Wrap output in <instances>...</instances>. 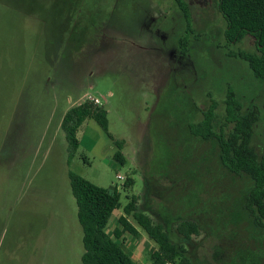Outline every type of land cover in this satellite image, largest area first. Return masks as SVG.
Here are the masks:
<instances>
[{
  "label": "rangeland",
  "instance_id": "374dc122",
  "mask_svg": "<svg viewBox=\"0 0 264 264\" xmlns=\"http://www.w3.org/2000/svg\"><path fill=\"white\" fill-rule=\"evenodd\" d=\"M185 1L191 29L176 0H0V264H83L69 171L119 188L121 207L106 228L113 235L132 195L146 208L149 179L167 173L169 161L193 162L203 151L209 161L210 144L194 140L185 123L198 122L214 100L217 129L223 126L228 88L244 110L258 111L252 145L264 154V82L237 55L256 51L254 39L228 42L218 0ZM86 100L107 110L109 132L123 144L88 119L69 159L61 122ZM118 149L124 165L114 159ZM211 164L215 175L202 178L201 197L209 207L227 191L230 202L221 208L230 216L247 182ZM127 177L134 179L128 189ZM217 178L221 186L213 187ZM128 219L136 234L126 232L119 242L138 264H151L155 242ZM208 228L204 221L199 234L175 239L209 261L216 238ZM258 256L236 261L264 264Z\"/></svg>",
  "mask_w": 264,
  "mask_h": 264
},
{
  "label": "trees",
  "instance_id": "16d2710c",
  "mask_svg": "<svg viewBox=\"0 0 264 264\" xmlns=\"http://www.w3.org/2000/svg\"><path fill=\"white\" fill-rule=\"evenodd\" d=\"M176 2L188 29H191L189 3L185 0ZM218 9L226 21L225 37L228 42L240 43L247 35L254 39L256 51L244 50L237 55L248 63L253 75L264 82V0H218ZM180 44L186 51V38ZM216 109L217 103L213 100L207 110H201L202 118L198 122L185 123L194 140L210 144L212 156L209 161L204 151L193 162L184 157L180 162L169 161L167 173H159L158 178L152 176L149 179L150 194L146 208L142 209L138 196L132 195L124 206L125 214L119 217L120 226L113 230V235L106 228L113 212L121 207L122 193L119 188L99 186L69 171L72 192L78 205V219L83 229V264H138L119 242L126 232L136 234L137 230L128 216H132L156 244L151 253V264H225L227 261L237 264L236 260L239 262L243 255L258 252L260 258L264 254V154H258L252 145L258 111L255 106L244 110L231 88H228L224 99L225 123L218 129ZM88 119L95 120L115 144L122 147L123 141L114 140L109 132L107 110L93 100H86L70 107L61 122L69 145V159L80 146L77 131ZM114 159L119 165L125 164L121 149L115 152ZM213 161L217 162V169H226L230 174L242 176L247 182L241 197L232 200L235 201L236 211L231 204L230 216L221 208L224 206L222 202H230L225 197L227 191L221 192L224 199H220L221 202L217 200V204L214 202L217 198H211L213 202L209 207L207 204L210 203H205L201 197L202 178L213 176ZM158 171L154 168L151 173ZM220 182L214 181L213 187L221 186ZM133 185L134 179L127 177L124 188ZM152 215H158L160 220L155 222ZM204 221L216 238L209 261L198 257L175 239L199 234ZM251 240L254 242L251 243ZM261 262L258 264H263Z\"/></svg>",
  "mask_w": 264,
  "mask_h": 264
},
{
  "label": "built area",
  "instance_id": "2783aa9c",
  "mask_svg": "<svg viewBox=\"0 0 264 264\" xmlns=\"http://www.w3.org/2000/svg\"><path fill=\"white\" fill-rule=\"evenodd\" d=\"M95 101L99 103V99H95ZM118 177L122 178L121 175H119Z\"/></svg>",
  "mask_w": 264,
  "mask_h": 264
}]
</instances>
